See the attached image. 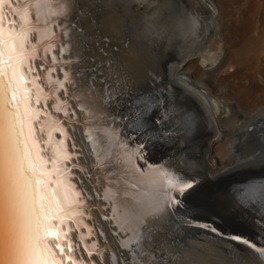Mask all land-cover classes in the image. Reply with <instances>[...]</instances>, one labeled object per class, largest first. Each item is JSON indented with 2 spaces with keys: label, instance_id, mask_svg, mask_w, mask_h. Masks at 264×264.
I'll return each instance as SVG.
<instances>
[{
  "label": "bare ground",
  "instance_id": "6f19581e",
  "mask_svg": "<svg viewBox=\"0 0 264 264\" xmlns=\"http://www.w3.org/2000/svg\"><path fill=\"white\" fill-rule=\"evenodd\" d=\"M105 1L97 21L106 41L100 44L103 52L93 54L88 74L79 70V63L71 62L80 58L79 50L74 49V33L77 35L79 28L93 30L92 19L90 22V17L87 19L78 8L74 17L79 21L72 20L74 0H5L0 6V27L5 30L0 45L5 52V75L0 76V84L13 78L15 71L19 88L17 100H11L10 91L0 89V176L7 179L10 167L19 168L23 163V176L32 180L33 205L42 192L48 206V219L37 241L45 251L32 259L5 257L0 264H125L127 260V264H212L207 257L210 253L206 256L204 251L173 250V236L186 232L193 233V242L207 252L215 253L218 242L239 254V249L246 251L248 254H242L253 264H264L259 252L230 239L241 235L264 249V227L250 218L252 209L264 203L262 194H250L264 188V106L241 110L232 100L220 105L212 97L216 96V84L204 77L216 70L194 77L187 65L198 53L187 51L188 46L179 53L177 62L170 59L173 62L163 74L157 63L144 59L135 47L138 43L132 46L122 40L125 4L118 14L110 8L113 0ZM142 3L145 0H138L137 10H141ZM88 5L87 2L86 8ZM215 8L206 5L205 10L214 27V38L218 39L223 37L222 20ZM9 20L15 23L9 25ZM190 22L199 26L200 20L193 17ZM183 31L184 38L188 37L187 30ZM9 56L13 59L8 60ZM103 61L106 63H100ZM13 63L17 65L15 69ZM84 63L88 65V60ZM28 66L35 71L29 72ZM148 71L153 77L146 88L131 91L133 85H141ZM17 107L18 119L10 115ZM200 133L206 139L199 158L213 183L209 184L211 191H216L214 184L229 181L237 173L234 183L238 184L230 194L232 207L242 217L240 228H230L224 222L207 219L209 216L194 215L200 207L186 210L187 215L181 210L173 213L167 207V173L178 174L187 154L185 144L196 149V143L189 144L198 140ZM26 140L31 149L30 170L23 161ZM217 142L224 143L226 151L235 157L220 168L213 155ZM253 145L261 147L244 156L240 154L241 149ZM10 149L15 152L14 165L10 163ZM196 175L195 172L186 178L197 180ZM37 180L43 183H36ZM17 205L15 231L17 245L23 249L32 231L22 197H18ZM4 212L7 228V207ZM204 224L215 226L218 231L200 226ZM224 225L227 230L222 229ZM65 232L67 236L63 235ZM58 243L64 248L63 254Z\"/></svg>",
  "mask_w": 264,
  "mask_h": 264
},
{
  "label": "rangeland",
  "instance_id": "374dc122",
  "mask_svg": "<svg viewBox=\"0 0 264 264\" xmlns=\"http://www.w3.org/2000/svg\"><path fill=\"white\" fill-rule=\"evenodd\" d=\"M74 1L76 3L73 4L75 9H73L71 13L72 17L75 16L76 9L78 8L77 11L84 13L87 19L90 17V22L92 19L91 23L93 25V30L96 28V31L79 28L78 34L76 35L74 33L73 35L74 37L77 36L74 38V49L76 51L79 50L77 53L80 58L70 61L79 63V70L88 74L91 70L90 62H94L93 54L100 50L103 52L101 42L106 41L105 34L101 33L98 29L100 22L98 23L97 21L99 20V15L97 14L101 12L106 1L99 0V2L97 0V3L96 0L95 2H93L94 0ZM86 1L90 5H88L87 8ZM113 2L115 6L113 3L110 8L114 9L115 12L117 11L118 14H120L122 9H125L124 14L126 15V22L122 40L131 42L132 46L138 43L135 47L144 55V59H146L148 63H157L159 71L163 69V74L167 72L168 65L172 64L173 61V63L177 62V59L180 58L179 53L188 46L187 51L198 53L187 65L194 77H199L204 71L216 70L214 74L210 76L204 75V77L206 79L211 78L216 84V88H214L216 96L212 97L217 100L220 105L226 104L225 100L226 102L232 100L235 106L241 110H252L264 106V0H145L146 3H142L143 5L140 4L141 10H137L139 8L137 7L138 0H113ZM91 3L93 4L91 5ZM122 4H125V6L121 9ZM95 5L97 7H95ZM206 5L214 8L216 7L215 10L217 14H220L222 20L220 23L223 34L222 38H214V27L210 18L207 16V11L205 10ZM89 8L92 10L90 9V11ZM92 15H94L96 19ZM193 17L200 20V27L190 22V18ZM174 19L177 21L174 22ZM72 20L79 21L76 17ZM75 23L76 22H73V25H75ZM186 23H188V25ZM183 30H187L188 37L184 38ZM135 31L138 32L136 33ZM141 45L146 46L141 48ZM173 53L174 55H172ZM174 57L178 58L175 59ZM170 59L173 61L170 62ZM87 60L88 65L84 63L87 62ZM100 63H106V61ZM148 73L149 75H147L141 85H133L131 91L135 92L138 89L144 90L146 88L153 77L151 71H148ZM206 84L211 90L212 88L208 81ZM88 121L93 122V120L84 119V122ZM200 134L198 140L196 138L194 142L189 144L193 146L194 143H196V149H192L185 144V151L187 154L185 153L186 156L181 163V169H183L177 170L178 175H186L185 177L195 174L196 172L197 181L199 182L197 187L202 181L209 179V175L206 173L207 169L202 166L201 159L199 158V150L206 139L203 134H201V136L203 135L205 138H203V136L201 137ZM216 144L214 146L213 155L214 159L219 160V162H217V164H219L216 167L220 168L222 164L232 161L235 157L231 152L226 151L224 143L220 142L219 144V142H217ZM193 167L194 169H192ZM232 178L229 179V181H224L225 184H220L218 188L214 187L213 191L216 190L215 193H217L212 197L208 195L209 192L214 193L212 191L203 192L204 194L200 191L199 194L195 196H189L186 201L191 203L196 202L200 207V210L196 211L197 214L195 215L209 216L207 219L224 222L225 224H229L230 228H240L242 217L240 212L232 207V195L230 194V192L233 191V186L238 183H234V177ZM252 210L253 212H250V218L256 219L261 227H264V219H262L264 218V203ZM206 222L210 223L211 221ZM192 236H194L193 233L188 234L187 232L174 235L171 240V244H176L173 250L185 248V250H192L191 252L198 251L202 253V251H204L203 253L204 255L206 254V256L210 253L207 257L212 264H253V262L249 261L242 254H248L242 249H239L242 252L239 254L234 252L229 246L217 242V245L220 244L217 251H214L215 253H212L213 251L207 252L202 245H198L195 241V243L193 242L191 239ZM196 244L198 247L200 246L199 250ZM212 257H214L216 261L214 259L211 260ZM124 262L127 264L128 260Z\"/></svg>",
  "mask_w": 264,
  "mask_h": 264
},
{
  "label": "snow or ice",
  "instance_id": "6c2138e0",
  "mask_svg": "<svg viewBox=\"0 0 264 264\" xmlns=\"http://www.w3.org/2000/svg\"><path fill=\"white\" fill-rule=\"evenodd\" d=\"M5 3V0H0V6ZM3 23L2 18H0V24ZM9 25L14 24V20L8 21ZM4 29L0 27V45H2ZM13 57L9 56L8 60H12ZM55 59V58H53ZM22 65V61L20 62ZM5 64V52L3 47L0 46V76L5 75V71L3 69V65ZM12 68L15 69L17 65L13 63ZM28 71L33 72L35 68L32 66H28ZM15 71L13 72V78L8 79L6 84H0V89H2L5 93H11V100H17V93L19 88L17 86L16 81L14 80ZM38 77L34 78L32 81L35 83V80ZM64 79L67 80V74H65ZM63 87V84L60 85ZM65 93H67V89H65ZM5 111H8L5 109ZM19 107L15 110L14 113H10V115H14L19 118ZM67 114V113H66ZM74 115V113H73ZM162 120L163 117H160ZM75 147V145H73ZM141 148L143 145L141 144ZM31 149L28 147L27 140L25 141L24 155L23 161L28 163L29 170L31 169V160H30ZM9 159L10 163L14 165L15 162V152L14 149H10L9 151ZM75 166V165H74ZM145 167H148L146 164ZM24 167L23 163H21L19 168L14 166L10 167L9 174L7 179L0 176V259L7 257L8 259H32L38 253L45 251L42 249L37 241L41 238V227L44 224V221L48 219V211L47 204L45 202L46 196L42 192L39 194V200L36 205H33V190H32V180L29 177L23 176ZM21 180L24 181L23 185H21ZM36 183H43V181L37 180ZM199 182L193 178H186L182 175H178L175 172H168L167 178L165 181L166 187L169 190L167 195V207L169 211L175 212L176 210L186 211V199L189 196H195L199 194L200 189L197 188V184ZM175 195H172V193ZM208 195L214 196L216 193H209ZM18 197L23 198V211L26 217L30 220V227L32 231V235L29 243L23 248H19L17 245V236L15 231V223H16V211H17V201ZM7 207L8 210V224L7 228H5V212L4 209ZM106 219L108 217H105ZM193 220L198 219V217H192ZM264 219V218H262ZM63 223V220H61ZM201 227L209 228L211 231H218L217 227L211 225H200ZM80 225L77 224V228ZM84 227H87L86 225ZM57 231V235H61L59 230ZM68 231H71L69 229ZM48 229H44V234L47 235ZM89 233H91V229H89ZM67 232L63 233L64 236H67ZM233 239L242 241L246 246L251 249L259 252L260 257L264 258V249L258 248L255 244H251L248 240H244L240 236H233ZM57 248H59L61 254L64 252L63 246L59 243L57 244ZM69 249L71 250V244L69 243ZM50 254V253H49ZM53 264H59V262H53Z\"/></svg>",
  "mask_w": 264,
  "mask_h": 264
},
{
  "label": "water",
  "instance_id": "95a60500",
  "mask_svg": "<svg viewBox=\"0 0 264 264\" xmlns=\"http://www.w3.org/2000/svg\"><path fill=\"white\" fill-rule=\"evenodd\" d=\"M258 147H261V145H253V146H248V147H246V148H243V149H241V152H240V154L242 155V156H244V155H246V154H248V153H250L251 151H253L254 149H256V148H258ZM262 174H264V170H263V172H262ZM236 175H237V173H235V174H233L232 175V177H234V178H236ZM222 177H225V176H222ZM231 177V178H232ZM220 178H221V176H220ZM220 181V180H219ZM224 181H227V180H221L220 182H218V184H214V185H217V186H214L215 188L216 187H218L220 184H223L224 183ZM210 183H212L211 181H209L208 179L206 180V181H202V183H200V185H198V189H200V191H202V193L203 192H206L207 190L208 191H211V189H210V187H209V184ZM213 184V183H212ZM225 184V183H224ZM235 187H236V185L235 186H233V191L232 192H234V189H235ZM250 194H251V196L252 197H254L255 195L256 196H261V194H262V196L264 197V188H262L261 190H259V191H255V192H250ZM196 202H194V203H191V202H188V204L186 203V210H195L196 208L198 209L199 208V206H198V204L196 203ZM200 209V208H199ZM196 211H199V210H196ZM196 211L194 212V215L196 214ZM211 220V219H210ZM206 222V221H205ZM206 223H208V222H206ZM211 223V222H210ZM222 229L223 230H227V225H224L223 227H222ZM236 236H240V237H242L244 240H247L246 239V237H244V236H241V235H236ZM248 237V236H247ZM230 239H232L233 241H235L236 243H239L240 245L241 244H244V243H242V241H238V240H235V239H233V237H230ZM251 244H252V242L250 241V240H248ZM255 245L258 247V248H260L259 246H258V244L257 243H255Z\"/></svg>",
  "mask_w": 264,
  "mask_h": 264
}]
</instances>
